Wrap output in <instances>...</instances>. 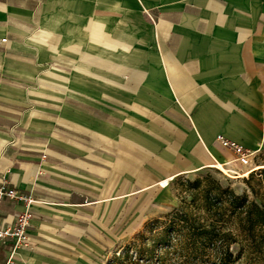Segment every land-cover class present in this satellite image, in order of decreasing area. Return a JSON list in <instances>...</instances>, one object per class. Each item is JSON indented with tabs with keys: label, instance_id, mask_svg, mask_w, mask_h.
I'll return each mask as SVG.
<instances>
[{
	"label": "crops",
	"instance_id": "crops-1",
	"mask_svg": "<svg viewBox=\"0 0 264 264\" xmlns=\"http://www.w3.org/2000/svg\"><path fill=\"white\" fill-rule=\"evenodd\" d=\"M218 136L264 148V0H0V184L32 198L0 264H83L162 180L254 168Z\"/></svg>",
	"mask_w": 264,
	"mask_h": 264
},
{
	"label": "rangeland",
	"instance_id": "rangeland-1",
	"mask_svg": "<svg viewBox=\"0 0 264 264\" xmlns=\"http://www.w3.org/2000/svg\"><path fill=\"white\" fill-rule=\"evenodd\" d=\"M251 154L252 170L237 172L221 161L213 166L216 170L180 176L169 186L167 181L166 189L156 187L150 200L133 215L126 208L123 219L108 222L106 237H93L86 242L88 246L81 244L83 247L77 248L79 261L83 264H215L212 246L191 239V233L187 231L189 224L180 221L177 218L180 214L176 213L193 210L195 217L197 212L204 216L202 203L198 201L199 208L195 209L192 200L201 189L215 184L239 196L246 194L251 199L247 180L252 172L264 169V148ZM250 183L264 189V174L256 173ZM195 223L197 225L198 221ZM231 250L235 254L232 264L250 262L240 254L239 246L233 245Z\"/></svg>",
	"mask_w": 264,
	"mask_h": 264
},
{
	"label": "trees",
	"instance_id": "trees-1",
	"mask_svg": "<svg viewBox=\"0 0 264 264\" xmlns=\"http://www.w3.org/2000/svg\"><path fill=\"white\" fill-rule=\"evenodd\" d=\"M258 172L262 176L264 169L252 172L247 180L251 199L246 194L239 196L215 184L201 189L192 200L195 209L199 208L198 201L202 203L204 216L197 212L195 217L193 210L176 213L180 214L177 217L180 221L189 224L187 231L191 233V239L212 246L215 264L233 263V245L239 246L240 254L250 261L248 264H264V189L250 183Z\"/></svg>",
	"mask_w": 264,
	"mask_h": 264
},
{
	"label": "built area",
	"instance_id": "built-area-1",
	"mask_svg": "<svg viewBox=\"0 0 264 264\" xmlns=\"http://www.w3.org/2000/svg\"><path fill=\"white\" fill-rule=\"evenodd\" d=\"M217 142L223 149L230 151L234 155L237 163L245 167L251 165L252 154L243 146L229 141L223 136H218ZM5 200H15L19 202H26L27 204L32 202V198L30 196L19 194L14 188H7L5 184H0V209ZM13 218L15 220L13 224H7L0 227V240L11 242L14 248L29 247L30 236L28 229L30 226V214L17 212L13 214Z\"/></svg>",
	"mask_w": 264,
	"mask_h": 264
},
{
	"label": "bare ground",
	"instance_id": "bare-ground-1",
	"mask_svg": "<svg viewBox=\"0 0 264 264\" xmlns=\"http://www.w3.org/2000/svg\"><path fill=\"white\" fill-rule=\"evenodd\" d=\"M167 181H168V180H162V181L160 182V187H165V186L167 185Z\"/></svg>",
	"mask_w": 264,
	"mask_h": 264
}]
</instances>
